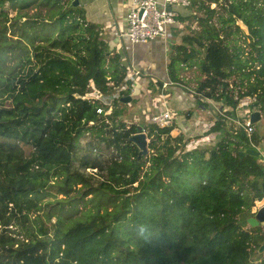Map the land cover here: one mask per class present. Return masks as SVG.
<instances>
[{"label":"trees","instance_id":"16d2710c","mask_svg":"<svg viewBox=\"0 0 264 264\" xmlns=\"http://www.w3.org/2000/svg\"><path fill=\"white\" fill-rule=\"evenodd\" d=\"M71 1L0 0V264H264V250L251 256L263 229L246 227L264 197V158L240 157L243 128L234 133L216 114L217 141L185 149L184 136L171 134L174 121H142L149 152L138 157L129 140L137 124L116 117L108 126L88 98L109 92L127 67ZM32 7L47 12L26 17ZM186 8L181 19L197 28L171 55V79L176 63L199 60L196 94L228 115L254 95L264 114V0H190ZM56 21L55 32L41 30ZM86 133L94 139L81 145ZM53 187L65 195L59 206L76 190L112 198L114 207L46 225L35 216Z\"/></svg>","mask_w":264,"mask_h":264},{"label":"crops","instance_id":"0c3cea01","mask_svg":"<svg viewBox=\"0 0 264 264\" xmlns=\"http://www.w3.org/2000/svg\"><path fill=\"white\" fill-rule=\"evenodd\" d=\"M129 4L130 0H79L76 5L83 10L85 19L96 25L109 47L120 54L121 63L127 67V71L131 65L144 67L143 72L129 81L134 86L127 93L131 99L121 105H113V109L128 110L127 106L131 102L133 111L126 123L136 118L140 123L147 121L149 114L164 108L160 100V93L163 92L167 96V107L173 115L174 128L171 134L184 136L185 149L212 145L221 136L219 130H213L215 120L218 119L216 114L222 116L221 103L196 94L184 80L187 72L185 66V69H177L179 76L174 84L164 89L161 87L162 82L171 78L168 66L171 55L177 52V45L184 43L190 27L197 28L196 20L190 17L181 19V16H187L191 11L187 6L177 7V21L170 25L166 37H156L148 43H133L127 37L126 14ZM243 114L244 109H236L230 115L226 113L232 117ZM227 119L226 125L230 120Z\"/></svg>","mask_w":264,"mask_h":264},{"label":"built area","instance_id":"2783aa9c","mask_svg":"<svg viewBox=\"0 0 264 264\" xmlns=\"http://www.w3.org/2000/svg\"><path fill=\"white\" fill-rule=\"evenodd\" d=\"M190 0H130L127 18V37L133 43H148L156 37H166L170 25L177 21L179 11L178 6H188ZM144 67H137L131 65L126 72L124 79L114 85L107 93H92L88 98L92 102L99 103L96 107V112L100 114L108 126L112 127L116 123V117L112 115V107L115 101H120V97L126 95L133 89L132 82H129L133 77L140 72H143ZM175 81L169 80L162 82L161 87L164 89L169 84H174ZM160 100L164 108L158 112L149 114L148 122L154 123L160 127L171 125L173 122V115L171 110L167 107V96L163 92L160 93ZM255 96H243L239 98L237 108L244 109V118L232 117L226 115L225 109H221V114L234 123L236 129L242 127L246 133L247 140L243 141L238 135H235L241 140L242 144H249L256 148L264 158V152L258 143H255L252 138V133L255 129L254 123L249 120V112L251 111V104L254 102ZM228 120V119H227ZM132 123L140 124L138 118L134 119ZM128 126V124L126 125ZM125 126V127H126ZM145 131V129H142ZM147 141L149 138L147 137ZM133 143V142H131ZM96 171V168H92Z\"/></svg>","mask_w":264,"mask_h":264},{"label":"rangeland","instance_id":"374dc122","mask_svg":"<svg viewBox=\"0 0 264 264\" xmlns=\"http://www.w3.org/2000/svg\"><path fill=\"white\" fill-rule=\"evenodd\" d=\"M46 9H47L46 7H37V10L35 7L29 8L26 10V12H27L26 17L35 15L34 13L35 12L37 13V11H42V13H46L47 12ZM58 10H59V8L57 7L56 11H58ZM9 11H10V15H14L16 13V11L11 10V9ZM26 17H21L20 20L22 21ZM12 22H13L12 20L8 21L7 24L12 23ZM57 28H59V23L56 21V22H54V24L52 22L43 24L41 30L44 32L50 33V32H55L57 30ZM243 28H244V30H246V27H243ZM13 31H14V28L11 27L9 29L8 34L11 36L12 35L11 33H13ZM198 62H199V60H197V62H195L196 66L198 65ZM196 66H194V65L193 66H187L186 67L187 72H185L186 78H184V80L187 82V84L190 87H192L193 89H195L197 83L203 77L201 72L197 69ZM175 67H176V69H179V68L185 69L183 66H179L178 63H176ZM117 103H119V105H121L120 101H115L114 105ZM127 107H128V110L125 109V111L117 110L115 108L111 110L112 114L118 118V121H124V122L129 121V119H130L129 114L131 111H133V108L131 107V102L129 103V105ZM236 109H239V108H236ZM227 124L231 127H232V125H234L232 120H229V123H227ZM254 127H255L254 132L257 134L258 141H259L258 144L260 145L261 149L264 152V114L261 113V118L259 119L258 122L254 123ZM220 133L222 135L221 130H220ZM90 138L94 139L92 135H89V133H86L80 139L81 145H84L86 143V141ZM240 144L242 146V149H244V150L248 149V148H253L249 144H247V145L242 144V143H240ZM23 147L26 149V151L28 149L30 150V148L26 147L24 144H23ZM104 151L107 152V150H105V149H104ZM79 185H80V183H78L76 187L78 188ZM50 192L51 193H48L45 196V198L43 200V205H42L41 209L39 210L38 215L35 214L36 215L35 217L40 222H43L46 225H50L51 221H55L57 215H60V217L63 221L62 226H66L70 220L76 219L77 217H85V215L87 213H89V211L93 212L96 209H99L100 211H102L104 208L112 209L114 207V200L112 198H106L104 196H102L100 198L99 196H96L92 192L86 193L82 196H80V195L74 196L77 193L76 190L71 191L70 194H72V195H69L68 197L65 198V199L69 200L68 202H70V203H68L66 201V203L63 206H61V205L59 206L57 199H62L63 197H65V195L63 193H61L60 191H58L55 187L51 188ZM263 199H264V197L260 200L256 199L254 205L252 206V210H254L255 207L257 205H259ZM249 226L250 225L247 223L246 227H249ZM258 248L259 247L253 248L252 253H251L252 257L256 258V257L260 256V254L263 252V251L257 250Z\"/></svg>","mask_w":264,"mask_h":264},{"label":"water","instance_id":"95a60500","mask_svg":"<svg viewBox=\"0 0 264 264\" xmlns=\"http://www.w3.org/2000/svg\"><path fill=\"white\" fill-rule=\"evenodd\" d=\"M79 0H72L70 6H76ZM131 99V95L126 94L120 97V102L126 103ZM258 105L257 101H254L251 106V111L249 112L250 122L256 123L261 118V111L255 107ZM129 140L133 142L138 148V157L146 156L149 152L148 141L146 138V133L142 131L140 124H137L136 131L129 136ZM250 153L256 155L258 150L256 148L240 149L238 154L242 157L244 154ZM263 192H264V182H263ZM250 226L260 225L263 229V243L259 246L258 250H264V200L255 207L253 214L248 216L246 219Z\"/></svg>","mask_w":264,"mask_h":264},{"label":"clouds","instance_id":"9594fccd","mask_svg":"<svg viewBox=\"0 0 264 264\" xmlns=\"http://www.w3.org/2000/svg\"><path fill=\"white\" fill-rule=\"evenodd\" d=\"M137 235L147 238L146 237V227L144 225L137 226Z\"/></svg>","mask_w":264,"mask_h":264}]
</instances>
